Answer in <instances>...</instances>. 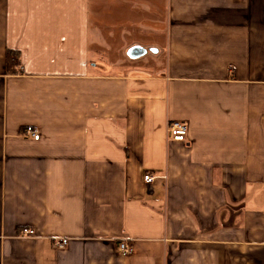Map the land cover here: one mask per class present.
<instances>
[{
	"label": "crops",
	"instance_id": "obj_1",
	"mask_svg": "<svg viewBox=\"0 0 264 264\" xmlns=\"http://www.w3.org/2000/svg\"><path fill=\"white\" fill-rule=\"evenodd\" d=\"M0 264H264V0H0Z\"/></svg>",
	"mask_w": 264,
	"mask_h": 264
},
{
	"label": "built area",
	"instance_id": "obj_2",
	"mask_svg": "<svg viewBox=\"0 0 264 264\" xmlns=\"http://www.w3.org/2000/svg\"><path fill=\"white\" fill-rule=\"evenodd\" d=\"M25 135H30L33 139L37 140L39 138V131L36 127L28 126L24 130ZM167 134L169 137L175 141L185 142L187 138V125L183 121H169L167 123ZM154 179L153 175L146 173L143 175V180L146 184H149ZM32 231L28 228L21 229L19 235L27 236ZM68 242L67 238H54L53 245L56 248H63ZM118 251L122 257L128 256L132 253V246L125 240L119 242Z\"/></svg>",
	"mask_w": 264,
	"mask_h": 264
},
{
	"label": "rangeland",
	"instance_id": "obj_3",
	"mask_svg": "<svg viewBox=\"0 0 264 264\" xmlns=\"http://www.w3.org/2000/svg\"><path fill=\"white\" fill-rule=\"evenodd\" d=\"M110 47H107L109 50L107 51L104 49V47H98V55H97V63L101 64L103 66L108 65V62L105 61V56H109L110 59H112L115 63L121 62V59L124 57L126 58L127 61L133 62L136 66L142 68L143 70L146 69L148 72H158L159 69L163 67V62L158 61V58H155L153 55L148 54L146 58H135L134 60L129 59V57L124 56L123 57V46L119 43V40L114 38L113 40L110 41ZM122 46V47H121ZM143 57V56H142ZM152 59V61H150ZM149 64L152 66L150 67ZM115 72H117V68H114ZM121 70V69H120Z\"/></svg>",
	"mask_w": 264,
	"mask_h": 264
},
{
	"label": "trees",
	"instance_id": "obj_4",
	"mask_svg": "<svg viewBox=\"0 0 264 264\" xmlns=\"http://www.w3.org/2000/svg\"><path fill=\"white\" fill-rule=\"evenodd\" d=\"M20 54L19 51L7 49L5 52V71L7 74H16L20 70Z\"/></svg>",
	"mask_w": 264,
	"mask_h": 264
},
{
	"label": "water",
	"instance_id": "obj_5",
	"mask_svg": "<svg viewBox=\"0 0 264 264\" xmlns=\"http://www.w3.org/2000/svg\"><path fill=\"white\" fill-rule=\"evenodd\" d=\"M134 51H135V48L130 49V50L128 51V54H129L131 57H135V56H138L139 54H141L142 52H145L144 50H143L142 52H138V51L134 52Z\"/></svg>",
	"mask_w": 264,
	"mask_h": 264
}]
</instances>
